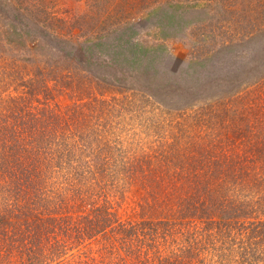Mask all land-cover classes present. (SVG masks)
<instances>
[{
  "label": "trees",
  "instance_id": "1",
  "mask_svg": "<svg viewBox=\"0 0 264 264\" xmlns=\"http://www.w3.org/2000/svg\"><path fill=\"white\" fill-rule=\"evenodd\" d=\"M17 1L18 4L12 6L13 10L28 13L44 11L38 0ZM187 7L191 8V5ZM179 9L166 7L165 17H179L178 21L181 20L183 16L179 14ZM244 9L245 22L241 23L249 32L248 40L255 42L263 35L264 44V0L244 1ZM181 12L186 13L187 8L184 7ZM158 16L155 15V18ZM12 21L14 34L22 39V20L15 18ZM33 22L37 31L40 20ZM62 22L63 19L58 18L44 19L43 26L54 27L56 34L54 38L52 34L48 38L41 30L39 37L34 36L33 42L43 43L45 48L38 59L61 72L74 71L73 74L79 76L76 87L82 86L85 92L81 95V99H85L81 109L87 106V110H92L100 99L95 96L89 102L86 86L92 83L104 89L108 88V84L114 86L111 82L103 85L95 80L100 74L92 69V65L101 62V52L96 47L100 45L101 49H109L116 55L115 60L111 56L108 64L103 63L109 69L114 64L119 65V60H125L122 52L128 50L123 48L128 41L123 45V42L114 40L115 46L112 47L110 41L114 38H108L117 32V26L114 29L110 25L106 28L108 31L103 30L106 34H101L107 40L100 43L92 38L80 43L71 35H68L72 38L69 40L65 33L60 32ZM159 22L161 31V19L156 23ZM43 35L48 40L40 39ZM90 39L94 42L88 43ZM159 47L157 51L148 49L153 59L156 52H162ZM261 51H264V45ZM134 53L135 56L143 54V48L134 49ZM198 56L194 55L190 63L182 68L186 82H197L202 78L197 77V67H200L196 63ZM29 58L23 59V64H27ZM6 66H0V264H69L68 257L64 256L68 252L71 257L77 254L85 257L79 264H258L259 259L246 257L247 251L243 249L246 246H241L245 239L254 237L264 241L262 106H251L244 97L240 107H237L227 101L226 96L219 95L213 103L202 107L201 112L195 111V115L183 109L182 114L191 127L207 133L198 135L192 143L195 144L194 159L199 162V154L203 157L200 163L204 164H194L193 167L195 170L206 168L211 174L204 177L195 189L191 187L185 199L172 202L169 211L162 215L157 216L155 212L154 216L116 219L114 216L118 214L114 208L112 211L111 196H116V192L125 194L137 184L134 182L140 179V173L149 178V174L160 167L163 179L173 181L178 172L175 169L183 168L184 162L173 155L171 148L158 151L141 143L135 149H128L120 144L112 147L110 141L100 145L99 132L96 134L99 144L96 141L89 144L91 135L76 127L79 119L75 112L69 115L70 121L76 120L75 126L69 125L66 120L64 124L68 125L59 129L57 135L48 137L46 131L35 128V123L41 120L39 114L45 116L48 109L42 107L38 114L30 111L33 97L43 93L47 98L46 84L40 76L42 71H39V76L35 73L27 75L26 79L20 71L11 72L13 78L9 79L5 75ZM17 80L24 88L22 96L8 90V84ZM74 80L66 81L65 85L71 86ZM261 81L264 83V79ZM195 91L200 92L198 82ZM186 94L191 96L188 91ZM199 98L202 97H194V100ZM107 107L110 109L109 104ZM172 110L167 112L170 116ZM17 116L21 120H11ZM112 126L102 128L111 130ZM228 142L232 152L229 156L225 155ZM158 152L164 157L165 166ZM206 181L210 182L209 187ZM93 196L101 198L98 200L102 202L93 201ZM88 202L90 208L83 209ZM242 218L244 220L240 221ZM248 223H255V227L249 228ZM49 233L55 236L65 234V241L64 244L63 241L57 244L51 241L49 247L52 251L47 253L43 250L50 240ZM236 242L238 249L234 248ZM64 251L66 253L62 255ZM237 254L242 258L239 259Z\"/></svg>",
  "mask_w": 264,
  "mask_h": 264
},
{
  "label": "rangeland",
  "instance_id": "2",
  "mask_svg": "<svg viewBox=\"0 0 264 264\" xmlns=\"http://www.w3.org/2000/svg\"><path fill=\"white\" fill-rule=\"evenodd\" d=\"M38 1L41 3L40 8L44 9L41 13L19 12L12 7L15 3L18 4L17 0H0V66L7 65L4 69L9 79L13 78L11 72L20 71L26 79L27 75L32 76L35 73L39 76L41 70L40 76L46 84L45 91H48L46 99L43 93L32 99L30 111L33 113L38 114L42 107L48 109L45 116L39 114L41 120L35 123V128L46 131L48 137H53L58 134L59 129L68 125V123L64 124L66 120L69 125L75 126L76 120H69V115L75 112V116L79 119L76 127H81L84 133L91 135L88 138L89 144L94 141L99 144L96 139V134L99 132L100 145L110 141L109 145L112 147L120 144L128 149H135L141 143L158 151L171 148L173 155L184 162H182L183 168L175 169L178 172L173 181L163 179V169L160 167L153 174H149V178H144L143 173H140L138 175L140 179L134 182L137 184L125 194L116 192V196H111L112 211L114 208L118 214L114 216L116 219L117 217L126 220L133 217L154 216L155 212L157 216L162 215L169 211L172 202L185 199L191 187L195 189L199 182L204 181V177L211 174L206 168L195 170L193 167L194 164L202 166L204 164L200 163L203 157L199 154H197L199 162L194 159L195 144L192 143L198 135L207 133L191 127L189 120H186V116L182 114L183 109H188L186 113L195 115V111L201 112L202 107L213 103L215 97L224 95L227 101L237 107H240L241 99L247 97L249 105L256 108L262 106L264 111V83L261 81L264 79V51H261L264 45L261 37L263 35L255 42L248 40L249 32L241 23V21L245 22L244 1L246 3L247 0ZM188 4L191 8L187 7ZM168 6H172V9L181 8L179 14L183 18L178 21L179 17L174 19L165 17L164 11ZM184 7L187 8L186 13L181 12ZM155 15H159L157 19ZM15 18L22 20L20 24V32L24 33L22 39L21 36L14 34V27L12 29L10 24ZM47 18L63 19L64 22L60 23L63 28L59 29L67 35L69 40L73 37L76 41L84 43L92 38L100 43L107 40V37H101V34H106L104 31H108L106 28L110 25L114 29L117 26V32L109 35L108 38H114L110 41L112 47L115 46L114 40L123 42V45L125 41H128L123 46L128 50L122 52V55L126 56L125 60H119V65L113 63L114 65L109 69L103 63L108 64L111 56L115 60L116 55L109 49H101L100 45L96 47L101 52L99 57L102 63L98 61L95 66L92 65V69L100 74L99 76L97 74L99 80L94 79L103 85L111 82L114 86L108 84L106 89L103 86L98 88L93 83L86 86L89 89L87 91L89 102H92L95 96L100 99L92 106V110H87V106L81 109L85 102V99H81V95L85 92L82 86L76 87L79 76L73 74L74 71L61 72L55 66H47L45 61L40 62L38 59L45 48L43 43L33 42L34 36L39 37L41 30L48 38L50 34L52 36L56 34L54 27L43 26V21ZM36 19L40 20L37 31L33 22ZM160 19L161 31L159 30L160 22L156 23ZM125 24L128 25L124 26ZM44 35L40 39L48 40ZM92 39L88 43H93ZM18 40L23 42L12 43ZM160 44L161 47H159ZM157 46L162 52L159 54L156 52V58L153 59L148 49L157 51ZM141 47L143 54L135 56L134 49L139 50ZM194 55H199L196 63L200 64V67H197V77H202L197 81L200 92L195 91L197 82H186L182 73V68L190 63ZM26 58H29V61L23 64L22 60ZM55 75H57L56 78ZM104 78L105 80H101ZM71 79L75 83L71 86L65 85V82ZM179 80H181L180 84H178ZM19 82L20 80H17L8 84V90L22 96L24 88L19 86ZM187 91L191 94L190 98L186 94ZM194 97L202 98L194 100ZM41 100L43 101L40 102ZM189 101H192V104H189ZM108 104L110 109L107 107ZM171 109L173 114L170 116L167 112ZM159 112L162 115L158 114ZM24 118L28 117L24 116ZM11 120L17 121L21 118L17 116ZM111 125H113L111 130L102 128ZM228 143L225 155L229 156L232 152L229 150L231 144ZM157 155L165 166L164 157L159 152ZM209 185L210 182L207 183L208 187ZM98 199L93 196L92 200L96 202L101 200V198ZM90 202L86 203L83 209H89ZM76 206L78 207V202ZM243 220L244 218L240 221ZM248 225L249 228L255 227V223H248ZM64 235L55 236L49 233L50 240L48 244L46 243L47 245H44L43 251L51 252L49 246L52 242L57 244L63 241L64 244ZM237 244L238 242L234 248ZM241 247L247 251V253L243 252L246 257L259 259L258 264H264V241H260L258 237L245 239ZM254 252L256 254H251ZM65 253L66 251L62 255ZM64 256L68 257L69 264L76 262L79 264V261L85 259L80 254L71 257L70 252ZM237 257L242 258L238 254Z\"/></svg>",
  "mask_w": 264,
  "mask_h": 264
}]
</instances>
